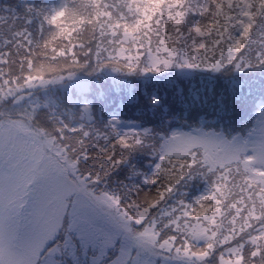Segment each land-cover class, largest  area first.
Masks as SVG:
<instances>
[{"label": "snow or ice", "instance_id": "6c2138e0", "mask_svg": "<svg viewBox=\"0 0 264 264\" xmlns=\"http://www.w3.org/2000/svg\"><path fill=\"white\" fill-rule=\"evenodd\" d=\"M12 11L10 23L0 15V121L6 119L4 106L25 105L16 114L20 120L7 113L9 126L45 112L55 120L53 132L62 141L75 137L83 144L92 136L83 123L92 119L91 106L84 105L81 123L73 127L56 120L55 99L45 95L41 100L39 93L79 87L75 82L82 73L100 75L111 67L113 74L147 76L176 68L184 76L201 70L216 81L229 70L264 74V0H61L53 6L19 0ZM86 31L91 38L79 40ZM232 83L239 85L236 79ZM211 90L215 93V86ZM226 99L220 96L210 111L193 105L182 125L169 124L160 136L159 158L167 163L156 164L147 181L154 191H143L127 203L118 195L96 197L107 210L102 218L75 205L69 215L58 197V206L41 218L29 243L10 251L0 239V264H72L74 255L78 264L79 251L86 247L92 249L89 264H151L141 259L142 252L182 264H264V104L253 113L254 120L237 127L235 109ZM105 127L111 141L99 146L105 156L120 145H142L154 131L121 129L115 118ZM193 177L205 181L204 192L191 202L179 199L164 213L162 228L168 232L162 236L155 221L145 220L149 209L178 181ZM65 224L67 236L57 239ZM118 236L125 243L110 259ZM50 241L55 243L49 246ZM71 243L75 252L69 251Z\"/></svg>", "mask_w": 264, "mask_h": 264}, {"label": "rangeland", "instance_id": "374dc122", "mask_svg": "<svg viewBox=\"0 0 264 264\" xmlns=\"http://www.w3.org/2000/svg\"><path fill=\"white\" fill-rule=\"evenodd\" d=\"M30 3L41 5L38 0H29ZM61 0H54L52 5H59ZM87 3V0H84ZM19 8V0H0V15L9 17V23L13 16L12 9ZM7 9V11H6ZM7 23L4 25L7 29ZM31 27V26H29ZM33 30L35 28L31 27ZM90 31L84 32L80 36V40L85 41L91 38L88 34ZM128 45H125L127 47ZM111 67L105 68L100 75H86L80 85V94L89 98H100L103 104V110H106L109 102L113 104L119 102L124 104V96L121 91L122 83L126 76L114 75L109 71ZM91 71V69H90ZM180 71V70H179ZM177 69L173 68L170 71H162L159 75L150 74L154 81L159 84L161 92L164 96L158 102L155 95L154 100H150L146 106L145 113L152 116L151 112L157 115V120L150 124L151 117H146L141 120L143 126L141 128H152L153 133L144 138L142 145H120L115 151L108 153V158L120 156L117 158L120 163L116 168V173L112 167H107L103 171L96 173L93 176L87 177L82 171L65 165V159L60 158L63 150L58 147H52L51 144H42V135L34 132H24L27 130L26 121L20 124L9 126L5 121H0V239L6 249L14 251L18 246L27 244L31 241L34 233L39 230L41 218L46 213L51 212L58 206V197H62V202L71 215L73 206L77 209L86 212L96 211L98 217L106 216V209L100 208L97 204L96 197L104 196L105 194L118 195L123 203L129 202L137 197L143 191H154L155 186L147 183L148 179L153 175L156 164L167 163L160 160V136L164 131H167L169 124L175 126L181 118V125L184 123L186 110L191 106H204L207 110L219 101L220 96H226L225 103L234 107V121L242 124L247 122L243 118L245 115V98L257 90L255 86L261 85L264 81V74L259 70L254 76L233 75L229 70L223 73L221 79L216 81L212 74L201 70L192 71L189 75L184 76L181 72L177 73ZM184 72H189L185 69ZM134 76H129L132 80ZM240 77H246V80L241 81ZM239 81L238 86H234L232 81ZM146 93L150 92L149 85H142ZM215 86V93L212 92V87ZM246 88L247 94H243ZM227 89V91H225ZM71 89L56 88L50 89L47 93H39L40 99L43 100L45 95L53 97L56 101L54 115L60 112H65L69 106L66 93ZM155 92L156 91H152ZM233 93L235 94V102L233 101ZM199 94V99H194L195 95ZM150 97V96H148ZM121 98V101H118ZM177 98V102L174 101ZM166 101H171L170 112L164 113ZM91 106V115L94 116L96 111H99V105H93L92 101L86 102L71 111L73 117L79 121L81 110L84 105ZM14 110H11L12 114ZM120 113V112H119ZM118 113V114H119ZM116 117L113 115L110 119ZM130 113L118 115L121 129L130 130V122L139 125L137 121L130 120ZM14 120L13 117H11ZM109 119V120H110ZM211 120L212 117L207 118ZM98 120L103 123L104 141L109 144L111 141L105 136L107 131L102 113H99ZM15 121V120H14ZM88 122H90L88 120ZM186 123H192L191 120ZM195 127V126H194ZM93 130L92 136H97V127H91ZM187 131V128L183 129ZM46 138V137H45ZM151 139L153 142H151ZM131 137H129V142ZM151 147V148H150ZM119 153V154H117ZM32 160V161H31ZM29 163L31 164L29 166ZM130 166L132 170L127 169ZM29 170V171H28ZM122 173L119 177L117 175ZM102 185L108 189L104 194L99 192L98 185ZM206 188V183L203 179L193 177L187 181L181 180L174 185L173 191L167 193L163 200L159 201L155 206L149 209V213L145 217L148 222L155 221L158 227L166 222L167 217L164 215L172 208L179 199H184L185 202H191L195 197L201 195ZM136 229H141L142 225H135ZM68 225L61 229L57 239H63L68 234ZM168 232V229L162 228L161 235ZM55 243L50 241L49 246ZM57 243H61L57 241ZM121 243H125L123 236H118L115 247L108 252V258L115 259L119 254ZM76 245L70 244L69 251L75 252ZM135 255V253H133ZM142 260H150L151 264H182L180 261L172 260L167 256L153 255L151 253L142 252ZM92 257V249L86 247L79 251L78 264H89ZM72 264H77V257H72Z\"/></svg>", "mask_w": 264, "mask_h": 264}, {"label": "trees", "instance_id": "16d2710c", "mask_svg": "<svg viewBox=\"0 0 264 264\" xmlns=\"http://www.w3.org/2000/svg\"><path fill=\"white\" fill-rule=\"evenodd\" d=\"M106 2L111 3L112 0H106ZM193 19L192 16L188 17V21H191ZM195 19H199V17H195ZM88 36H91V33L88 34ZM90 39L87 38L85 41H88ZM80 40V38H79ZM79 42V41H77ZM133 54H135V50H133ZM18 67V66H17ZM176 69V68H175ZM90 71V69L88 70ZM111 71V69H109ZM177 73L180 71L177 69ZM87 74L82 73L81 79L75 84H78L79 87L82 84L83 80L85 79ZM236 75V74H233ZM126 79H124L122 83V87L120 88L123 96H124V104L123 106L117 102L113 104L112 102H109L107 105L106 110H103V104L100 98H97L96 100L93 98H89L87 96H83L80 94V89L77 86H73L71 90L66 93L67 99L69 101V106L65 109V112L59 113L55 115L56 120L63 121L65 123H68L69 125H72L73 127H79L81 121L77 120L73 117L71 114V111L83 104L84 101L87 103L92 101L93 105H99V111L95 113L94 116H92V119L90 122H88L87 119L83 121V123L88 124L89 129L91 130V127H97L100 135L97 136H91L85 140L83 144L77 143V140L75 137H72L70 140H61L58 138L53 130L56 127L55 120L49 121L48 117L44 112H41L38 117L35 120H32V124L36 126L41 133L49 139L56 147L61 148L64 152L63 155L60 158L65 159L69 163L75 166V169L82 171L83 174H85L87 177L93 176L96 171L101 172L107 167H112L116 173V168L119 166L117 158H121L120 156L115 157V159L110 160L108 156H105L104 153L101 151L99 146H105L107 143L104 141V129L102 128L103 123L98 120L99 113H102V116L105 121H108L112 115H114L116 118H118V115L126 114L127 112L131 115V121H137L139 123V126L134 125L137 128H141L143 124L141 123V120L146 117H151L150 124H153L157 120V115L154 112L152 113V116H149L145 113L146 106L148 105L150 100H154L155 95L158 96L157 101L159 102L161 98L164 96V93L161 92L160 85L157 84L156 81H154L153 77L149 74L147 76H143L140 74L134 75L133 79L130 80L129 76L125 75ZM142 85H149L150 86V92L146 93L145 89ZM152 91H156L152 92ZM150 96V97H148ZM121 98H118V101ZM174 101H178L177 98ZM170 103L171 101H166L164 106L166 109L163 110L164 113L170 112ZM5 113L7 114L9 111L11 112V106H4ZM24 108L21 111H23ZM120 112V113H119ZM12 113V112H11ZM15 115L19 112H13ZM119 113V114H118ZM28 121V120H27ZM34 122V123H33ZM75 123H77L75 125ZM151 142L153 140L151 139ZM151 148V147H150ZM127 169L132 170L130 166L127 167ZM117 174V173H116ZM122 173H119L117 177H119ZM99 192L106 193L108 189H106L102 183L98 185Z\"/></svg>", "mask_w": 264, "mask_h": 264}]
</instances>
